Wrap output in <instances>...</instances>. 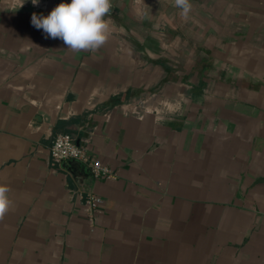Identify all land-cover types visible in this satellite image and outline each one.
I'll return each mask as SVG.
<instances>
[{
	"label": "crops",
	"instance_id": "0c3cea01",
	"mask_svg": "<svg viewBox=\"0 0 264 264\" xmlns=\"http://www.w3.org/2000/svg\"><path fill=\"white\" fill-rule=\"evenodd\" d=\"M70 2L0 0V264H264V0H111L96 52L32 25Z\"/></svg>",
	"mask_w": 264,
	"mask_h": 264
},
{
	"label": "clouds",
	"instance_id": "9594fccd",
	"mask_svg": "<svg viewBox=\"0 0 264 264\" xmlns=\"http://www.w3.org/2000/svg\"><path fill=\"white\" fill-rule=\"evenodd\" d=\"M32 3L37 5L39 0ZM174 5L181 9V17L187 19L192 9L190 0H174ZM111 7V0H71L58 4L47 16L33 13L31 23L43 30L45 38L60 39L73 52H96L110 38V20L106 17ZM9 192L8 186L0 185V220L12 205Z\"/></svg>",
	"mask_w": 264,
	"mask_h": 264
},
{
	"label": "built area",
	"instance_id": "2783aa9c",
	"mask_svg": "<svg viewBox=\"0 0 264 264\" xmlns=\"http://www.w3.org/2000/svg\"><path fill=\"white\" fill-rule=\"evenodd\" d=\"M50 158L55 163H66L68 161H79L88 164L95 178L112 180L115 178L111 170L101 164L100 161L88 162L84 157L82 149L76 145L74 138L69 134H57L50 147ZM101 201L90 197L87 200V207L90 211L95 210Z\"/></svg>",
	"mask_w": 264,
	"mask_h": 264
},
{
	"label": "water",
	"instance_id": "95a60500",
	"mask_svg": "<svg viewBox=\"0 0 264 264\" xmlns=\"http://www.w3.org/2000/svg\"><path fill=\"white\" fill-rule=\"evenodd\" d=\"M65 167L66 169H68L69 171H71L72 169H74L75 167H82V163H80L79 161H68L65 163Z\"/></svg>",
	"mask_w": 264,
	"mask_h": 264
},
{
	"label": "rangeland",
	"instance_id": "374dc122",
	"mask_svg": "<svg viewBox=\"0 0 264 264\" xmlns=\"http://www.w3.org/2000/svg\"><path fill=\"white\" fill-rule=\"evenodd\" d=\"M109 13H110V12H109ZM109 13H108V14H109Z\"/></svg>",
	"mask_w": 264,
	"mask_h": 264
}]
</instances>
